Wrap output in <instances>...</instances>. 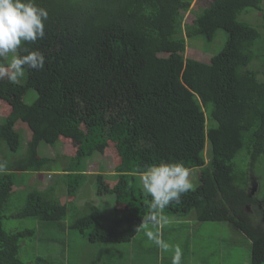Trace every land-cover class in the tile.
I'll return each mask as SVG.
<instances>
[{
	"label": "trees",
	"instance_id": "obj_1",
	"mask_svg": "<svg viewBox=\"0 0 264 264\" xmlns=\"http://www.w3.org/2000/svg\"><path fill=\"white\" fill-rule=\"evenodd\" d=\"M36 2L49 12L46 35L24 47L42 52L45 67L26 69L24 82L0 79L6 114L0 122V264H65L43 253L24 262L23 244L36 241L40 232L4 228L7 206L26 182L23 174L49 173L55 181L27 194L19 218L66 238L77 231L90 243L118 245L132 242L152 212L140 172L180 161L197 172L198 183L158 215L195 214L196 223L231 226L239 251L250 248V264H264V241L248 223L246 207L253 200L240 164L264 153V0H212L192 23L185 22L189 0ZM220 31L225 44L209 62L184 58L187 46L213 43ZM11 59L10 53L0 63ZM18 123L30 131L26 146ZM59 143L70 144L74 154L64 155L68 165L54 171L59 158L41 156L39 148ZM110 149L116 152L114 175H89L85 161ZM90 176L96 197L108 195L115 203L107 225L102 206H80ZM59 188L64 202L56 195ZM221 251L230 264L232 250ZM231 264H243L242 257Z\"/></svg>",
	"mask_w": 264,
	"mask_h": 264
},
{
	"label": "rangeland",
	"instance_id": "obj_2",
	"mask_svg": "<svg viewBox=\"0 0 264 264\" xmlns=\"http://www.w3.org/2000/svg\"><path fill=\"white\" fill-rule=\"evenodd\" d=\"M189 1L192 2V7L190 12L185 14L186 23H192L196 15L202 12L203 7H207L212 0ZM253 19H258V16L256 15ZM225 41L226 34L220 31L213 43H207V45L201 42L198 48L187 46L184 58H195L203 62H209L213 56L220 52ZM24 76L19 79L20 82H24ZM34 97L33 94V96H29L31 100L28 101L29 98L27 97L26 101L30 103ZM5 115L4 109L0 106V122H4L2 118H5ZM16 128L22 132L21 136L24 146L28 145L31 139L28 128L22 125V123H18ZM39 153L44 157L59 158L53 168L56 171L68 165L69 160L64 155L74 154V148L71 147L70 144L64 145L63 143L57 144L56 147L41 144ZM261 158V163L258 165L257 170L264 173V155H262ZM85 163L88 165L90 173L114 175L113 171L117 163L116 152L110 149L108 153L106 152L104 155L97 153L92 159L85 161ZM196 173L197 172H194L190 175L193 187H195V184H197L199 180V176H197ZM22 176L26 179V182L16 188V193L12 197L11 203L7 206L9 212L4 221V228L8 232L36 228L40 232L38 236L39 239L42 237L51 239V243H42L37 237L36 241H32L31 243L27 241L24 243L21 248V258L24 262L27 263L32 261L35 256L43 253L49 255L50 260L56 259V261H62L65 264H113L114 258L111 257L112 252L110 250H120V245L104 246L103 244H93L77 231L73 232L75 235L74 238H66L65 233L41 229L39 222L35 220L19 218L17 214L26 206L27 194L32 190L43 191L47 188L49 189L50 185L55 181V177L52 175L51 177L49 174H43L41 177L30 174H23ZM19 177L20 176H18V179ZM110 177L111 176H108L106 178L107 184L111 182ZM254 189H256V186L253 184L252 190L254 191ZM83 193H85V196L80 199V206H84L88 201L95 205L102 206L105 209L106 215L105 225L109 224L114 215L115 208L114 201L111 202L112 197L108 195L96 197V184L94 178H91L89 187L85 188ZM56 195L59 196V198H61L60 200L63 202L65 201L63 200L64 198L67 199L65 192L61 188L56 190ZM80 208L78 209L80 210ZM76 213L77 212L73 211L68 216L66 224L70 223V220ZM84 214L85 213H80L79 216H83ZM162 218L165 220H161L163 222H161L159 226L150 223L145 227H141L135 239L127 243V246H124L129 253H126L123 258H116L115 264H172V257L175 254L176 246H179L182 251L181 264H221L224 256V252L221 250L224 249L232 250L233 257L231 263H237L239 258L242 257V263L244 264L247 256L246 264H250L252 254L250 248L247 246V248L241 249V252L239 251L237 244L240 242V239L236 238L234 241L236 235L233 234L234 231L231 226H229L230 229H228L225 224L205 223L201 225L196 223L195 214H192L188 219H181L178 216L170 217L167 220V217ZM148 231L158 234V237L168 244V250H162L153 240H150L146 235ZM70 232L71 231H68V233ZM237 237L239 236L237 235ZM58 239H60L58 243H62V246L55 242ZM65 242H68V246L63 248ZM101 249L108 250L103 251L101 254Z\"/></svg>",
	"mask_w": 264,
	"mask_h": 264
},
{
	"label": "clouds",
	"instance_id": "obj_3",
	"mask_svg": "<svg viewBox=\"0 0 264 264\" xmlns=\"http://www.w3.org/2000/svg\"><path fill=\"white\" fill-rule=\"evenodd\" d=\"M48 19V10L39 6L36 0H0V57L12 54L10 63H0V79L7 78L10 83H17L26 69H44L43 53L29 50L24 45L45 37ZM21 52L26 54L21 55ZM190 175L191 170L183 161L148 165L140 172L143 190L151 197L152 212L143 217L139 228L161 222L162 217L158 213L170 204H178L181 196L192 189ZM146 235L162 250H168V244L158 234L148 231ZM181 259L182 251L176 246L172 264H181Z\"/></svg>",
	"mask_w": 264,
	"mask_h": 264
},
{
	"label": "flooded vegetation",
	"instance_id": "obj_4",
	"mask_svg": "<svg viewBox=\"0 0 264 264\" xmlns=\"http://www.w3.org/2000/svg\"><path fill=\"white\" fill-rule=\"evenodd\" d=\"M261 156L256 162H252L253 159L248 156L240 163L247 171V196L253 200L252 204L246 207V212L250 217L248 223L254 229V236L258 241H264V173L257 170L261 163ZM253 184L256 186L254 191L252 190Z\"/></svg>",
	"mask_w": 264,
	"mask_h": 264
},
{
	"label": "crops",
	"instance_id": "obj_5",
	"mask_svg": "<svg viewBox=\"0 0 264 264\" xmlns=\"http://www.w3.org/2000/svg\"><path fill=\"white\" fill-rule=\"evenodd\" d=\"M54 171H55V169H54ZM88 171H90V170H88ZM59 173V172H58ZM44 174H49V173H44ZM61 174V173H60ZM88 174L89 175H92V174H94V173H90V172H88ZM97 174V173H96ZM103 174V173H102ZM50 176L52 175V174H49ZM91 178H93V177H91L90 176V178H89V180H91ZM29 179V178H28ZM27 182H28V180H27ZM111 202H112V200H111ZM168 218H170V217H167L166 218V220L168 219ZM161 220H165L164 218H162ZM161 222H163V221H161ZM160 222V223H161ZM160 223L158 224V226L160 225ZM198 224H200V223H198ZM201 225H203V224H201ZM163 236V235H162ZM135 239V238H134ZM133 239V240H134ZM118 245H120L121 246V249L120 250H110L111 252H112V254H111V257L112 258H114V261H113V264H115V260H116V258H123L125 255H126V253H129V251L127 250V249H125L126 247H124V246H127V244H118ZM110 246H117V245H110ZM105 248V247H104ZM105 250H108V249H101V254L103 253V251H105ZM221 264H226V263H224L223 262V260H222V263Z\"/></svg>",
	"mask_w": 264,
	"mask_h": 264
}]
</instances>
